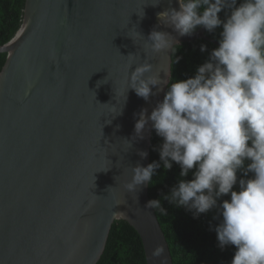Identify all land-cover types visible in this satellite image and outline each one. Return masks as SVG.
<instances>
[{
  "label": "water",
  "instance_id": "1",
  "mask_svg": "<svg viewBox=\"0 0 264 264\" xmlns=\"http://www.w3.org/2000/svg\"><path fill=\"white\" fill-rule=\"evenodd\" d=\"M157 2L24 0L0 45V264H96L118 219L138 233L147 264H173L148 184L126 188L131 168L149 164L152 129L133 139L138 113L150 115L171 76L172 50L152 52L145 39L155 28L179 43L219 41L203 27L178 36L157 15L178 0ZM129 54L165 80L147 101L127 91Z\"/></svg>",
  "mask_w": 264,
  "mask_h": 264
},
{
  "label": "clouds",
  "instance_id": "2",
  "mask_svg": "<svg viewBox=\"0 0 264 264\" xmlns=\"http://www.w3.org/2000/svg\"><path fill=\"white\" fill-rule=\"evenodd\" d=\"M178 4L159 12L160 22L181 37L191 36L199 27L211 34L220 29L218 47L195 75L167 84L150 115L146 108L138 113L133 139H143L154 129L162 140L156 149L159 161L131 168L126 188L136 192L152 184L158 169L170 170L176 163L181 179L161 194L163 200L191 211L194 218L213 212L218 223L210 230L221 250L234 247L231 264H264V0H178ZM145 41L155 53L173 51L179 44L172 34L155 28ZM200 51H207V45L201 44ZM136 55L127 56V91L131 88L147 101L159 91L154 87L166 83L153 72L150 60L137 62ZM179 59L175 57L174 63ZM133 64L136 67L130 71ZM139 155L145 158L147 152ZM190 173L191 178L184 179ZM146 207L167 214L161 199L149 200ZM162 253V246L153 250L155 257Z\"/></svg>",
  "mask_w": 264,
  "mask_h": 264
},
{
  "label": "trees",
  "instance_id": "3",
  "mask_svg": "<svg viewBox=\"0 0 264 264\" xmlns=\"http://www.w3.org/2000/svg\"><path fill=\"white\" fill-rule=\"evenodd\" d=\"M24 0H0V45L6 43L15 34L22 21ZM223 16V13H220ZM220 29L215 34L204 33L218 41ZM206 44L207 51L201 52L200 45ZM218 47L214 43L196 38L181 42L173 47L171 53V76L168 85L175 80H183L195 75L199 65L204 63L210 51ZM6 54L0 53V69L5 61ZM175 57H180L174 63ZM166 87V91L168 88ZM162 140L151 131L149 146V163L159 161V152L156 150ZM179 165L173 163L170 170L163 167L153 176L152 184H148L149 200L161 199L167 214L154 209L169 246L173 264H231L234 247L227 246L221 250L211 226L218 223L213 219V212L202 213L194 218L191 211L183 207H175L163 200L161 194L168 193L181 177ZM191 173L184 179H190ZM228 198V197H224ZM96 264H147L143 245L136 230L125 220H115L110 228L104 250Z\"/></svg>",
  "mask_w": 264,
  "mask_h": 264
}]
</instances>
